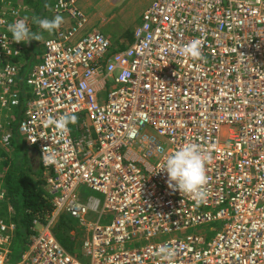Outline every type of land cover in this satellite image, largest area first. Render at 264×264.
I'll return each instance as SVG.
<instances>
[{"label": "built area", "instance_id": "1", "mask_svg": "<svg viewBox=\"0 0 264 264\" xmlns=\"http://www.w3.org/2000/svg\"><path fill=\"white\" fill-rule=\"evenodd\" d=\"M77 2L55 0L54 13L74 23L45 42L23 91L25 44L7 32L21 12L0 0V141L17 124L42 167L43 148L57 159L43 167L52 209L14 264H84L54 234L63 216L86 227L89 264H168L161 247L175 250L173 264H264V0H153L133 43L115 53L105 34L84 33ZM193 40L199 59L183 53ZM66 112L87 116L80 140L70 124L44 126ZM189 143L205 157L201 200L169 188L160 170ZM84 186L104 196L102 208L82 202ZM8 202L0 186V207ZM216 221L224 224L211 240L187 234ZM14 230L0 218V264H11ZM171 233L184 237L158 241Z\"/></svg>", "mask_w": 264, "mask_h": 264}, {"label": "trees", "instance_id": "2", "mask_svg": "<svg viewBox=\"0 0 264 264\" xmlns=\"http://www.w3.org/2000/svg\"><path fill=\"white\" fill-rule=\"evenodd\" d=\"M21 3L31 5L34 2L33 0H21ZM41 5L43 8V2ZM35 7L36 5H31V8ZM133 36V33L125 35V40L128 39L129 45L133 43ZM125 49L126 46L121 44L118 48H114L112 53ZM31 54L29 53V58L26 59L28 63L22 65L18 78V88L23 91H25L23 85L30 73L28 65L33 61ZM82 120H87V116H77L76 122L80 123ZM70 125L74 129L73 124ZM17 127V124H14L7 135L9 139L3 144L0 143V186L7 193L9 201L8 206L0 207V218L13 224L15 228L9 259L11 264L20 261L28 250L31 238L35 235L34 222L38 220L44 222L53 206L49 187L44 180V169L40 162H37V156L29 154L27 145L20 142ZM9 148L11 152L7 151ZM33 150L37 151L35 148ZM9 208L13 210L11 214ZM54 234L67 252L85 262L84 257L77 256L84 237V232L79 229L78 221L63 216Z\"/></svg>", "mask_w": 264, "mask_h": 264}, {"label": "clouds", "instance_id": "3", "mask_svg": "<svg viewBox=\"0 0 264 264\" xmlns=\"http://www.w3.org/2000/svg\"><path fill=\"white\" fill-rule=\"evenodd\" d=\"M27 21L28 18L24 17L16 19L7 25V32L11 34V40L14 43H29L32 40L40 41L42 39V35L40 33L31 31ZM32 23L37 25L40 30L51 33L61 26L63 23V17L60 15H56L52 19L33 17ZM26 48L27 47L25 46V49ZM183 53L194 59H199L201 57L199 41H191L183 48ZM26 63L27 60L24 64ZM35 66L36 65H34L30 71ZM76 121V115L66 112L58 118H48L45 121L44 126H54L58 131L66 132L68 130V125L75 124ZM3 139L4 141H7L9 137L4 136ZM50 147L42 149V163L45 168L54 166L57 163L56 153L54 151H49ZM160 170L166 171L169 188L174 191L178 190L181 194L183 193L194 196L197 200H201L203 198L204 193L202 192V187L207 181L205 172V157L200 152L197 145L189 143L180 147L163 160L160 164ZM159 253L162 256V259L167 261L168 264H173V260L176 255L174 249L161 247L159 249Z\"/></svg>", "mask_w": 264, "mask_h": 264}, {"label": "rangeland", "instance_id": "4", "mask_svg": "<svg viewBox=\"0 0 264 264\" xmlns=\"http://www.w3.org/2000/svg\"><path fill=\"white\" fill-rule=\"evenodd\" d=\"M5 1H12L15 4V6L19 8L18 11L21 12L20 13L21 18L27 17L28 18L27 23L30 27L33 18L32 15H34V13L36 12V7L31 8V5H28L29 7H27V5L25 4L23 5L21 3V0H5ZM152 1L153 0H78L76 7L85 13L89 21L85 27L84 33H88L92 30L100 31L101 33L105 34L113 43V49L114 48L116 49L121 44H124L126 47H128L127 41L125 40V35L127 33L134 34L135 28L139 23V19H142V15L145 9ZM33 2L35 3L36 1L33 0ZM48 2H49L48 7L50 8V11H48L47 13L52 14L53 4L55 0H49ZM27 8H28V12H27ZM64 21L67 24L66 25L64 23L65 24L64 26L67 27L70 26L67 20ZM71 22L74 23L72 20ZM39 33L42 35V39L40 41H37L36 48H39V51H41V48L44 44V39L48 36L47 34L49 33L45 31L43 33L42 32ZM114 39L117 40L116 41L117 45H115L116 42H113ZM24 44L26 47L28 46V43H24ZM36 48H35V52L37 51ZM28 55L29 54L26 48L23 57L21 59V63L24 64L26 62ZM40 59L41 58L39 57V60ZM35 65H37V63H35ZM111 86L112 83L110 82L108 84V88L110 89ZM104 95H106V93ZM73 126L75 127V124H73ZM4 142L5 141L2 138L0 143L3 144ZM20 142L25 144V141L22 138L20 139ZM7 151L11 152L12 150L11 148H9L7 149ZM79 193L82 195V202L85 205H89L92 200H96L100 202V208H102L104 204L103 195L96 193L85 186L79 189ZM88 218L90 220L97 222L99 218V213L90 211L88 214ZM105 220L106 218L102 219L101 223L109 222L110 218L108 221ZM223 224L224 222L222 221H216L210 224L201 225L198 226V228L188 230L187 234L198 233V232H203L204 234L208 233V240H211L215 236L216 232L222 228ZM79 229H81L84 232L86 227L79 225ZM177 236L184 237L183 234L171 233L161 237L158 241H166L175 238ZM144 245H146V243L142 244V246ZM135 247L139 248L141 247V245H134V244L126 245V248L129 249H133ZM83 263L89 264L87 260Z\"/></svg>", "mask_w": 264, "mask_h": 264}, {"label": "crops", "instance_id": "5", "mask_svg": "<svg viewBox=\"0 0 264 264\" xmlns=\"http://www.w3.org/2000/svg\"><path fill=\"white\" fill-rule=\"evenodd\" d=\"M34 1H36L35 3H33V4H31V5H36V12L34 13V15H32L33 17H39V18H48V19H52L54 16H56V15H60V16H62L63 18H64V20H67L68 22H69V25H71L72 24V22H71V20L69 19V17L67 16V15H61V14H56V13H54V11L52 10V14H48L47 12L48 11H50V8L48 7L49 6V2L48 1H46V2H44L45 0H43V1H41V0H34ZM42 2H43V8H42ZM29 4H27V7H29L28 6ZM54 5V4H53ZM27 12H28V8H27ZM63 20V23L61 24V25H65L66 23H65V21ZM65 23V24H64ZM141 23V19H139V23H138V25ZM67 25V24H66ZM137 25V26H138ZM136 26V27H137ZM31 28H33V29H31ZM36 28V29H35ZM30 29H31V31L32 32H37V33H39V32H44V31H42V30H40L39 28H38V26L37 25H35V24H33V23H31V26H30ZM48 36L44 39V44H43V46H42V48H41V51H39V48H36V46H37V41L36 40H32L31 42H29L28 43V46H27V52H28V54L29 53H32L31 54V57H32V59H33V61L31 62V63H29V65H28V67H29V70H30V68H32L34 65H35V63H37V64H39L40 62H41V59H42V57H43V54H44V47H45V42L46 41H48V40H50V39H52V38H54V36H55V30L53 31V32H51V33H49V34H47ZM117 40H113V42H116ZM120 41V40H119ZM115 44V43H114ZM130 43L128 42V40H127V45H129ZM115 45H117V42H116V44ZM123 45V44H122ZM35 48L37 49V51L35 52ZM34 52V53H33ZM39 57L41 58L40 60H39ZM28 58H29V55H28ZM34 60H35V62H34ZM82 121H84V120H82ZM84 123H87L86 121L84 122ZM76 124V126H77V129H75V127L73 126V131H72V133H73V136H74V138L76 139V140H80V138H81V136H82V132H84V130L82 129V128H80V123L79 122H76L75 123ZM79 128V129H78ZM80 130V131H79ZM83 130V131H82ZM78 131V132H77ZM78 136V137H77ZM30 146H28L27 145V152L29 153V154H34V155H36L37 156V162H39V157H38V154H37V152L35 151V150H33L32 148H29ZM78 194H79V196L82 198V195L79 193V191H78ZM109 220V218H107L105 221H108ZM106 223H108V222H106ZM79 225H81L80 223H79ZM86 235H88V233L86 232V230H84V237L82 238V244H83V241H84V238H85V236ZM83 254H82V246H81V250H80V252H78L77 253V256H82ZM83 257V256H82ZM86 261V260H85Z\"/></svg>", "mask_w": 264, "mask_h": 264}, {"label": "bare ground", "instance_id": "6", "mask_svg": "<svg viewBox=\"0 0 264 264\" xmlns=\"http://www.w3.org/2000/svg\"><path fill=\"white\" fill-rule=\"evenodd\" d=\"M89 22V21H88ZM45 48V47H44ZM24 86V85H23ZM79 129V128H78ZM80 131V130H79ZM83 131V130H82ZM78 132V131H77ZM78 137V136H77Z\"/></svg>", "mask_w": 264, "mask_h": 264}]
</instances>
